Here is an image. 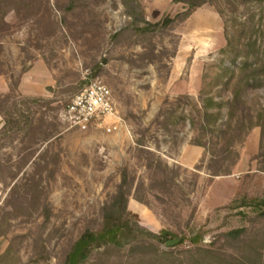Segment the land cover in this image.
<instances>
[{"label":"rangeland","instance_id":"rangeland-1","mask_svg":"<svg viewBox=\"0 0 264 264\" xmlns=\"http://www.w3.org/2000/svg\"><path fill=\"white\" fill-rule=\"evenodd\" d=\"M188 10L175 0H0V264H64L102 230L125 169L127 211L119 202L115 215L132 229L123 247H92L83 264H264L262 130L227 124L237 76L256 75L237 115L264 105V0ZM145 20L156 26L140 31ZM94 76L117 111L73 127L66 106ZM163 231L173 241L150 234Z\"/></svg>","mask_w":264,"mask_h":264},{"label":"trees","instance_id":"trees-1","mask_svg":"<svg viewBox=\"0 0 264 264\" xmlns=\"http://www.w3.org/2000/svg\"><path fill=\"white\" fill-rule=\"evenodd\" d=\"M175 1H184L190 6V10L185 12V15L188 16L190 14V11L200 5L201 3H205L208 0H175ZM164 22H174L175 19L166 17ZM156 26V24H151L150 22L145 20L144 26H139V30L146 32L151 29V27ZM235 78V72L233 70H230L229 77H227L228 81H231ZM236 88L231 95V101L228 102L230 105L229 110V116H228V127L232 126V121L236 120V128L237 130H241L244 133H247L249 130L256 126H260L262 130V140L264 138V105L260 104V108L257 110L256 114H251L250 112L246 111L245 109H240L241 113L237 115V109L242 99V88L243 83H246V86L251 85V79L254 82L256 80V75L254 76H242L239 75L236 78ZM15 85H11V90H15ZM9 97V96H6ZM209 101H213V98H208ZM206 110L208 108V104H204ZM207 115L215 116V113H209L208 111L205 112ZM247 121V123H246ZM199 145H202L198 143ZM264 145L261 146V152L258 154L257 159L260 160V157L264 156L263 153ZM262 163V161H261ZM167 167V166H166ZM168 168V167H167ZM264 171V166L260 168ZM229 170H221L216 169L213 171V174L218 175L221 173H227ZM128 173L127 170H123L122 172V183L119 186V190L116 196V200L113 203V206L109 212L106 213L104 218V225L100 232L98 233H87V235L83 236L81 239L75 242L72 250L68 253L66 261L64 264H83L86 259L89 257L90 251L92 247H100L103 244H109L112 243L118 247H123L125 239L128 237L130 231H131V225L130 221L128 219L123 218L122 216L117 218L116 217V210L118 207L119 202L123 203V209L127 211V204H128V195H130L129 190L126 189V184L128 182ZM140 199V198H139ZM264 202V200H263ZM243 229H233L230 230L227 233V236L231 237H238L240 234H242ZM151 236L159 240L160 242H168L171 239L172 233L170 231H163L161 234H156L153 232H150ZM201 237L197 235L193 236L191 238V241L193 243H198L200 241ZM180 242L185 241V237L181 238L179 240Z\"/></svg>","mask_w":264,"mask_h":264},{"label":"built area","instance_id":"built-area-1","mask_svg":"<svg viewBox=\"0 0 264 264\" xmlns=\"http://www.w3.org/2000/svg\"><path fill=\"white\" fill-rule=\"evenodd\" d=\"M117 108L111 88L99 76L91 77L89 83L76 93L66 106L65 117L73 127L87 128L96 122H104L116 113ZM117 128L110 124L108 131Z\"/></svg>","mask_w":264,"mask_h":264},{"label":"crops","instance_id":"crops-1","mask_svg":"<svg viewBox=\"0 0 264 264\" xmlns=\"http://www.w3.org/2000/svg\"><path fill=\"white\" fill-rule=\"evenodd\" d=\"M0 242H1V239H0ZM1 247H5V244H0V251H1Z\"/></svg>","mask_w":264,"mask_h":264},{"label":"water","instance_id":"water-1","mask_svg":"<svg viewBox=\"0 0 264 264\" xmlns=\"http://www.w3.org/2000/svg\"><path fill=\"white\" fill-rule=\"evenodd\" d=\"M171 241H173V240H170V241H168L167 243H170Z\"/></svg>","mask_w":264,"mask_h":264}]
</instances>
